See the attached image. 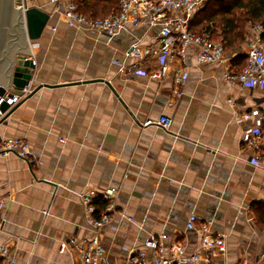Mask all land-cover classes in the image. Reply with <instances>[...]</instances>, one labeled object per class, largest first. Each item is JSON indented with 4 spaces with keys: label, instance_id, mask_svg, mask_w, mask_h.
I'll use <instances>...</instances> for the list:
<instances>
[{
    "label": "crops",
    "instance_id": "crops-1",
    "mask_svg": "<svg viewBox=\"0 0 264 264\" xmlns=\"http://www.w3.org/2000/svg\"><path fill=\"white\" fill-rule=\"evenodd\" d=\"M70 1L27 0L50 15L32 51L24 32L28 58L37 61L35 87H49L0 121V139L26 138L39 162L0 153L8 217L0 238L12 264H78L75 252L61 251L62 242L97 234L112 260L125 261L130 249L161 233L197 250L201 234L187 229L192 214L226 236L227 259L218 255V264L257 262L264 226L251 205L264 201V136L261 148L251 140L264 123L242 116L264 107V91L229 80L245 67L250 33L238 49L226 50L224 63H199L197 48L188 47V79L177 84L179 62L164 78L150 76L149 68L120 70L121 62H135L125 52L138 40L158 42L160 25L92 36L66 23ZM162 115L170 119L167 129L146 125ZM108 188L117 191L115 208L134 220L114 216L98 232L79 195Z\"/></svg>",
    "mask_w": 264,
    "mask_h": 264
},
{
    "label": "built area",
    "instance_id": "built-area-1",
    "mask_svg": "<svg viewBox=\"0 0 264 264\" xmlns=\"http://www.w3.org/2000/svg\"><path fill=\"white\" fill-rule=\"evenodd\" d=\"M59 3L62 0H51ZM209 0H121L120 11L114 15L103 18H90L79 12L78 6L70 1L64 11V19L68 26L86 31L92 36L115 37L121 31H131L142 26L154 27L160 25V38L157 43L147 45L141 40L134 43L126 52V58H133L132 65L120 63L123 73L134 74L138 69L149 68L150 76L164 78L173 66L179 62L181 68L176 71V82L182 84L188 79L187 66L185 62L186 50L195 46L198 50L197 61L199 63H224L226 48L220 40H215L210 33L198 34L192 31V22L196 14L205 9ZM17 8L26 10L27 0H15ZM25 31L27 32L26 25ZM251 38L242 47V53L246 58L244 69L238 73L229 75L230 81H236L241 88L247 90L264 91V24H248ZM31 51L33 42L30 41ZM32 66L26 72L31 74L27 84L16 91L7 89L0 94V108L4 103L8 104L5 113H0V120L11 109L15 108L36 89L34 74L37 61L30 58ZM257 117L264 123V107L252 109L243 114L244 121ZM156 124L167 129L170 119L162 115L158 121H148L146 125ZM257 139L251 140L253 147L261 148V139L264 132L256 130ZM61 141L65 138L60 136ZM29 142L26 138H13L9 140L0 139V153H16L31 163L37 160L31 158ZM80 198L89 214L91 224L99 232L101 228L110 224L114 216L120 219L133 221L132 216H126L123 211L115 208L113 200L117 196L115 188L106 190L82 192ZM102 197L107 201L105 208L96 214L97 206L94 201ZM7 203L0 198V236L4 226L8 222L6 214ZM187 229L197 231L201 234L197 250L189 251L187 244L180 239L171 238L168 234L161 233L149 236L144 242L143 248L129 250L126 260L114 259L105 249L99 234L90 240H80L70 237L61 244V251L75 252L78 264H218L217 256L227 259L228 244L226 236L214 231L211 224L201 222L199 216L192 214L187 222ZM263 241L259 244L262 253L257 262L250 263L246 258L240 259L235 264H264V227L262 233ZM111 262V263H110ZM0 264H12L11 248L0 238Z\"/></svg>",
    "mask_w": 264,
    "mask_h": 264
},
{
    "label": "trees",
    "instance_id": "trees-1",
    "mask_svg": "<svg viewBox=\"0 0 264 264\" xmlns=\"http://www.w3.org/2000/svg\"><path fill=\"white\" fill-rule=\"evenodd\" d=\"M78 10L90 18H103L120 11L121 0H73ZM264 24V0H209L205 9L196 14L192 31L210 33L220 40L226 50L241 46L249 36L247 24ZM246 65V64H245ZM96 214L102 211L107 201L98 197L94 201ZM261 226H264V201L251 205Z\"/></svg>",
    "mask_w": 264,
    "mask_h": 264
},
{
    "label": "water",
    "instance_id": "water-1",
    "mask_svg": "<svg viewBox=\"0 0 264 264\" xmlns=\"http://www.w3.org/2000/svg\"><path fill=\"white\" fill-rule=\"evenodd\" d=\"M50 15L36 7H27L26 10L17 8L15 0H0V94H4L7 89L19 91L31 79V74L26 70L32 66V61L28 58L29 50L25 41L23 25L27 28L28 41H34L41 37ZM16 53L19 54L15 58ZM28 54V55H27ZM110 85V82L107 81ZM42 85L36 88L32 95L37 92ZM8 104L4 103L0 108V113H5ZM17 106L11 109L0 120L12 114Z\"/></svg>",
    "mask_w": 264,
    "mask_h": 264
},
{
    "label": "rangeland",
    "instance_id": "rangeland-1",
    "mask_svg": "<svg viewBox=\"0 0 264 264\" xmlns=\"http://www.w3.org/2000/svg\"><path fill=\"white\" fill-rule=\"evenodd\" d=\"M24 26V25H23ZM247 26H248V24H247ZM247 30H248V27H247ZM23 32H25L26 33V31H25V27H24V29H23ZM248 32H249V30H248ZM240 46H238V47H236V48H234L235 50L236 49H238ZM233 50V49H232ZM18 56H19V54L17 53V55L15 56L16 58H18Z\"/></svg>",
    "mask_w": 264,
    "mask_h": 264
},
{
    "label": "bare ground",
    "instance_id": "bare-ground-1",
    "mask_svg": "<svg viewBox=\"0 0 264 264\" xmlns=\"http://www.w3.org/2000/svg\"><path fill=\"white\" fill-rule=\"evenodd\" d=\"M26 35H27V32H26Z\"/></svg>",
    "mask_w": 264,
    "mask_h": 264
}]
</instances>
